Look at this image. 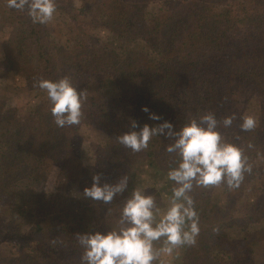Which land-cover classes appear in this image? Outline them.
Listing matches in <instances>:
<instances>
[{"label":"trees","instance_id":"16d2710c","mask_svg":"<svg viewBox=\"0 0 264 264\" xmlns=\"http://www.w3.org/2000/svg\"><path fill=\"white\" fill-rule=\"evenodd\" d=\"M130 1L56 0V11L76 31L71 44L63 46L46 24L33 23L26 11L9 9L7 0H0V33L17 24L2 41L5 71L23 74L28 90L46 95L34 116L22 118L13 107L0 110V199L10 201L0 205V242L23 238L20 229L28 226L23 240L31 243L12 254L0 248V264H80L83 249L77 234L111 230L109 221L119 218L126 197L143 188L131 176L134 170L148 166L167 173L174 166L175 153L166 151L171 141L162 136L153 137L140 152L119 144L117 136L133 129L111 104L129 109L140 127L167 120L180 128L208 112L221 121L235 116L231 127L219 131L244 148L252 171L238 188H194L200 233L194 245L177 247L172 264H264L255 259L256 244L264 243V0H149L164 7L151 20ZM84 15H102L111 34L143 42L144 49L121 54L80 28ZM186 46L197 47V55L184 56ZM65 76L85 91L86 100L80 124L61 128L46 91L34 84ZM241 91L245 100L258 104L257 126L249 132L239 127ZM150 113L161 120H151ZM45 160L59 170L52 210L49 214L42 207L22 217L17 206L33 200V192L27 196L24 191L45 180ZM96 174L102 184L127 175V191L109 204L85 197L83 191ZM252 181L260 207L239 217L244 189ZM164 183L171 192L174 182ZM62 217L65 245L57 223ZM237 230L243 237L234 239Z\"/></svg>","mask_w":264,"mask_h":264},{"label":"clouds","instance_id":"9594fccd","mask_svg":"<svg viewBox=\"0 0 264 264\" xmlns=\"http://www.w3.org/2000/svg\"><path fill=\"white\" fill-rule=\"evenodd\" d=\"M7 7L26 11L33 23L40 24L51 21L57 10L56 0H7ZM34 87L46 91L58 127L80 124L86 94L69 77L39 79ZM143 110L149 111L147 107ZM149 118L161 120L156 113H150ZM234 119V115L226 116L221 121L214 113L208 112L189 119L179 129L167 120L156 125L145 123L140 127L132 119L130 127L133 130L116 138L132 152L147 149L153 137L162 136L171 141L166 147L168 153L176 155L174 166L170 165L167 171V180L174 182L171 196L162 209L154 194L140 187L134 188L123 201L116 226L108 231L77 234L83 249L80 264H154L162 253L171 255L177 247L194 245L200 233L199 214L191 195L194 188L221 184L229 189L238 188L245 173L252 171L244 148L219 131L221 126L231 127ZM240 119L242 132H249L257 126L253 115L245 114ZM92 180L83 195L105 204L125 193L129 184L127 175L116 183L102 184L100 174L94 175ZM161 240L163 246L156 248L155 243Z\"/></svg>","mask_w":264,"mask_h":264},{"label":"rangeland","instance_id":"374dc122","mask_svg":"<svg viewBox=\"0 0 264 264\" xmlns=\"http://www.w3.org/2000/svg\"><path fill=\"white\" fill-rule=\"evenodd\" d=\"M137 5L136 9H142L145 13L146 19L151 20L155 15L159 14L164 7L159 1H149V0H132L129 2V6ZM104 17L102 15H84L83 22L80 26L81 29L86 30L90 34L97 36L100 40L109 47L116 48L121 54H128L133 51H142L144 49L143 42L134 41L126 38H119L111 32L102 24ZM50 29L52 36L59 41V44L63 46H68L71 44L70 40L72 39L73 34L75 35L74 26L68 20L67 16L56 11L54 17L48 23H45ZM17 24L8 26L5 32L0 33V110H5L6 108L13 107L17 109L19 115L22 118H27L30 116L37 115L36 107L42 105L46 101V95L44 91H31L27 89V83L23 74L18 72H9L7 73L6 65H4L3 50H2V41L4 37L7 36L8 32L12 33L16 30ZM9 35V34H8ZM184 50V56H196L197 50L190 46ZM241 91L238 95V102L243 110V115L249 114L253 115L258 119V104L256 99H250L249 101L245 100V96ZM113 108L119 115L122 116L123 120L130 124V110L118 107L116 104H111ZM179 129V128H177ZM260 162V161H259ZM43 175L45 180H42L36 184H28L25 188L24 195L30 196L29 194L33 192V200L26 201L25 203H19L20 211L24 212L21 216L31 215L36 210L45 208L46 213H49L51 206L55 200L57 193V186L59 180V170L52 164L51 161L45 160L43 164ZM137 181H141L143 189L152 190V194L156 196L157 203L160 207H166L167 199L171 196V192L165 187V180L167 179V173L156 171L153 168L148 166L137 167L134 172L131 174ZM256 185L255 181L250 182L246 185V188L243 192L242 201L238 208V216L242 217L248 212L257 210L260 207V201L255 197L256 194ZM151 193V192H150ZM219 197V194L217 195ZM217 196H215L217 198ZM28 198V197H27ZM15 200V199H14ZM9 204L10 201L8 198L0 199V205ZM17 212V210H16ZM50 214V213H49ZM118 219H110L111 226H116ZM65 218H58L57 223L59 227V240L61 245L67 243V238L65 235ZM260 224H257L259 228ZM24 227V226H23ZM28 226L20 229L19 236L27 237L25 234H28ZM250 231V230H249ZM232 238H242L243 235L239 230L235 231L232 234ZM23 238H12L2 239L0 248L3 253L9 254L17 252L22 247L28 248V240ZM31 246V245H30ZM163 246V240L155 243L156 248ZM256 261L263 263L264 261V243L256 244ZM171 255L161 254L158 260L162 261L164 264L175 263V254L178 252L176 248Z\"/></svg>","mask_w":264,"mask_h":264}]
</instances>
